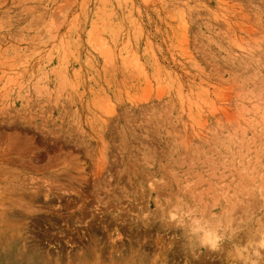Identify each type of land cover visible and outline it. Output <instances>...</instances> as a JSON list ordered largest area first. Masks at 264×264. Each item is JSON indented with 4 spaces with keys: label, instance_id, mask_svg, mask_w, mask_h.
I'll use <instances>...</instances> for the list:
<instances>
[{
    "label": "rangeland",
    "instance_id": "374dc122",
    "mask_svg": "<svg viewBox=\"0 0 264 264\" xmlns=\"http://www.w3.org/2000/svg\"><path fill=\"white\" fill-rule=\"evenodd\" d=\"M261 236L264 0H0V264H264Z\"/></svg>",
    "mask_w": 264,
    "mask_h": 264
},
{
    "label": "clouds",
    "instance_id": "9594fccd",
    "mask_svg": "<svg viewBox=\"0 0 264 264\" xmlns=\"http://www.w3.org/2000/svg\"><path fill=\"white\" fill-rule=\"evenodd\" d=\"M171 219L176 220L177 217L175 213L171 214ZM182 226V221H179ZM194 223L199 224V221H194ZM194 232H202L203 235L200 237V245L201 247L207 248L210 251H216L220 247L221 244V234L218 231H207L204 228H196L193 229ZM257 249H264V236L257 241L256 246ZM238 257L241 259V264H256L255 260L251 259V256L245 257L244 251H238ZM252 255H259V252H254Z\"/></svg>",
    "mask_w": 264,
    "mask_h": 264
}]
</instances>
